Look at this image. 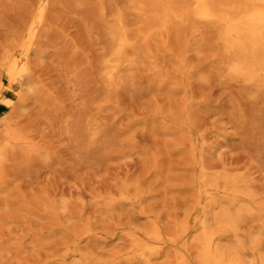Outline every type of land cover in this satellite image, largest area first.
I'll use <instances>...</instances> for the list:
<instances>
[{"label": "rangeland", "instance_id": "rangeland-1", "mask_svg": "<svg viewBox=\"0 0 264 264\" xmlns=\"http://www.w3.org/2000/svg\"><path fill=\"white\" fill-rule=\"evenodd\" d=\"M194 6L0 0V264H264V91Z\"/></svg>", "mask_w": 264, "mask_h": 264}, {"label": "bare ground", "instance_id": "bare-ground-1", "mask_svg": "<svg viewBox=\"0 0 264 264\" xmlns=\"http://www.w3.org/2000/svg\"><path fill=\"white\" fill-rule=\"evenodd\" d=\"M194 2V8L187 11L188 18L217 24L219 44L230 57L226 64L227 69L256 90L264 91V0H194ZM6 59L8 75L17 73L23 76L29 69L27 54L8 55ZM234 218L229 207H225L217 216L218 220L230 225ZM204 224L207 229L209 224L207 222ZM210 234L208 233V236ZM205 245L207 248L205 257H226L217 256V249L210 239ZM146 260L149 262L150 259ZM175 264L185 263L177 261ZM208 264L232 263L214 258Z\"/></svg>", "mask_w": 264, "mask_h": 264}]
</instances>
